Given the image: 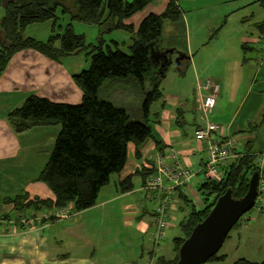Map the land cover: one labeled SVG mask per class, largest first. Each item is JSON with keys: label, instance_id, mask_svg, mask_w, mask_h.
<instances>
[{"label": "crops", "instance_id": "0c3cea01", "mask_svg": "<svg viewBox=\"0 0 264 264\" xmlns=\"http://www.w3.org/2000/svg\"><path fill=\"white\" fill-rule=\"evenodd\" d=\"M167 1L163 0L162 11ZM257 38V35L242 37L241 46L246 44L247 50H241L240 58L234 61L232 74L218 70L208 75L220 85L209 120L219 126L217 136L233 140L236 156L245 152L264 163V123L252 127L264 113V44ZM195 62L189 63L194 77L190 91H162V100L151 110L156 116L151 118V137L139 148L127 146L123 169L100 190L96 204L68 219L30 228L18 225L17 221L32 212H16L5 200L24 194L29 198H52L50 192H42L37 179L48 161L59 128H35L24 135H15L6 115L29 96L56 104L79 105L82 95L71 80L76 71L69 73L61 62L54 63L32 51L17 53L10 59L0 78V264H153L159 256H167L162 254L163 241L155 252L149 240L160 194L146 190L144 183L153 174L156 157L167 150L172 151L177 163L195 174L190 185L173 194L165 232L172 228L175 218L178 222L186 216L178 196L182 193L197 199L196 190L204 182L200 170L205 162V150L203 143L193 137V132L201 126L196 85L199 71ZM113 103L116 105L115 100ZM127 180L131 189L121 193L120 184ZM162 185L167 187L168 182L164 180ZM115 221L122 228L131 229L138 240L129 244V238L123 249L117 247L119 235L115 234L119 232L109 231ZM253 231L246 223L232 230L224 241L227 248L218 253L224 258L219 263L228 261L230 253L238 251L240 239ZM105 233H108L106 237ZM116 239L117 242L113 241ZM237 258L249 263L261 262Z\"/></svg>", "mask_w": 264, "mask_h": 264}, {"label": "trees", "instance_id": "16d2710c", "mask_svg": "<svg viewBox=\"0 0 264 264\" xmlns=\"http://www.w3.org/2000/svg\"><path fill=\"white\" fill-rule=\"evenodd\" d=\"M155 1L0 0V9L5 14L0 21L3 33L0 40V78L10 59L23 51H32L54 63H60L62 58L89 49L84 44V37L73 33L71 24L66 25L61 34H54L55 12L59 5L64 7L62 12L70 13L72 21L98 27L108 24V30L127 32L132 41L128 54L116 48H107L102 52L100 47L86 54L90 58L89 67L71 77L82 95L79 105L56 104L29 96L6 115V122L15 135H24L35 128H59L48 161L37 179L52 198H29L24 194L5 200V203L13 206L14 211L36 214L70 205L76 214L92 208L100 190L123 169L127 146L139 148L151 137V118L156 117L151 113V107L162 100L161 79L170 69V66L159 69L161 62L153 56L155 52L165 50L161 42L163 24H182L179 0H168L159 15H147L136 31L124 21ZM260 3L264 8V0H260ZM46 22H51L53 35L45 42L22 37L27 27ZM254 28L257 39L264 44V19L256 23ZM241 50L246 52V44L241 46ZM172 58H175L174 55ZM244 61L247 63L246 59ZM189 63V58L181 61L178 73L182 75ZM107 90H116L124 104L129 97L119 90L127 91L138 100V105L134 108L117 106L107 97H101L102 91ZM262 123L264 113L260 122L252 127L256 128ZM256 159L245 152L238 155L225 169L220 183L204 180L196 190L197 199L194 203L189 200V195L181 193L178 196L185 209L190 208L179 221L181 236L173 239L172 257L159 256L153 264H176L183 241L227 189L231 190L234 199H239L247 192L248 181L253 173H258L259 180L264 179V163L258 164ZM128 183L129 180L120 184L121 193L131 189ZM262 193L258 192L257 198ZM223 260L217 252L206 264ZM234 264H264V259L260 263L238 260Z\"/></svg>", "mask_w": 264, "mask_h": 264}, {"label": "rangeland", "instance_id": "374dc122", "mask_svg": "<svg viewBox=\"0 0 264 264\" xmlns=\"http://www.w3.org/2000/svg\"><path fill=\"white\" fill-rule=\"evenodd\" d=\"M126 1L130 3L129 1L132 0ZM260 4V0H179L178 7L184 24L176 25L168 22L163 24L161 33L162 48L179 49L181 53V49L186 51L188 55L185 54L189 57V62L196 61L199 71L197 81L210 80L219 85L214 78L208 75L218 70L225 72L227 75L233 73L231 66L242 54L240 49L242 37L257 35L254 26L264 19V8ZM162 5L163 0H157V2L148 5L142 11L127 19L126 23L132 25L134 31H136L147 15H159L162 12ZM63 10L64 7L59 5L55 12L54 34H61L66 25L71 24L73 33L82 35L84 44L89 46V49L82 51L77 56L61 59L62 68L69 73L76 71L75 73L77 74L89 67L90 58L86 54L93 48L100 47L102 52L107 48L110 50L116 48L124 54L129 53V47L132 43L129 33L120 30H108V24L98 27L72 21L70 13L62 12ZM4 15V11L0 9V21ZM52 35L51 22L31 25L22 33L23 38L38 42H45ZM2 36L3 33L0 29V40ZM193 80L194 77L190 65L185 67L184 73L181 75L176 71L173 64L161 79L160 89L161 92L190 91ZM119 92L123 93V95H128L127 97L129 98L126 99L125 104L116 90L102 91L101 97H107L111 102L115 100L118 106L134 108L138 105V100L134 99L132 94L122 90H119ZM155 108L156 105L151 110ZM41 186L42 192L48 194L47 188L44 185ZM262 194L260 198H257L253 210L251 209L244 214L232 229H236L239 224L246 223L248 227L254 230L253 233L248 237L245 235L244 239L246 238V240L240 239L238 251L233 250L228 257V261L223 263L212 262L210 264H233L239 259L237 257H244L247 260L252 259L256 262L264 259V192ZM189 200L192 203L195 202V198L190 195ZM189 210L190 208L186 207V214L184 215H187ZM181 216L183 217V214ZM177 220L175 218V221L172 222V228L165 232L162 243V254L167 255L166 258L168 259L172 257L173 239L181 236L178 226L179 221L176 222ZM243 220L247 222H243ZM110 227L112 229L109 228V231L114 234L116 231L119 232L115 235H119L117 247H121V249H123L129 238V244L138 240V237L132 233L131 229L122 228L119 226L118 221H115ZM107 235L108 233H105V237ZM113 241L117 242V239ZM108 243H111V240H108ZM227 246L228 243L225 242L218 253L222 252Z\"/></svg>", "mask_w": 264, "mask_h": 264}, {"label": "built area", "instance_id": "2783aa9c", "mask_svg": "<svg viewBox=\"0 0 264 264\" xmlns=\"http://www.w3.org/2000/svg\"><path fill=\"white\" fill-rule=\"evenodd\" d=\"M198 111L201 126L193 132L196 141L203 143L205 150V162L201 168L203 179L215 183H220L223 173L230 162L237 156L233 153L234 142L228 138L217 136L219 126L209 120L210 114L214 110L220 87L216 83L205 80L197 81ZM166 161H172L167 164ZM261 164L262 160L257 159ZM154 173L146 178L144 188L148 191L159 192L157 207L154 217V227L150 233V243L153 251H158L164 238V232L169 226L170 202L177 189H184L190 185L195 174L182 167L176 162L172 151L165 152L154 160ZM168 182L167 187H163V181ZM258 192H264V179L258 181ZM74 213L70 205L61 209L43 211L36 214L23 215L17 224L24 227H35L43 222L57 221L70 218Z\"/></svg>", "mask_w": 264, "mask_h": 264}, {"label": "water", "instance_id": "95a60500", "mask_svg": "<svg viewBox=\"0 0 264 264\" xmlns=\"http://www.w3.org/2000/svg\"><path fill=\"white\" fill-rule=\"evenodd\" d=\"M151 54L152 50H150V58ZM172 55L175 58L172 59ZM185 59H188L185 54L173 49L162 50L158 58L161 62L159 69L174 64L178 71L180 62ZM258 181V173H253L243 197L234 199L231 190L227 189L216 200L208 215L192 229L190 235L181 244L176 264H206L209 258L219 252L231 229L254 207L258 194Z\"/></svg>", "mask_w": 264, "mask_h": 264}, {"label": "flooded vegetation", "instance_id": "af4514ba", "mask_svg": "<svg viewBox=\"0 0 264 264\" xmlns=\"http://www.w3.org/2000/svg\"><path fill=\"white\" fill-rule=\"evenodd\" d=\"M160 55H161V52H155V54H154V56H153V58L155 59V60H158V58L160 57ZM158 61H160V60H158Z\"/></svg>", "mask_w": 264, "mask_h": 264}, {"label": "bare ground", "instance_id": "6f19581e", "mask_svg": "<svg viewBox=\"0 0 264 264\" xmlns=\"http://www.w3.org/2000/svg\"><path fill=\"white\" fill-rule=\"evenodd\" d=\"M256 161H257V159H256ZM263 164V163H262ZM195 177V176H194ZM250 179V178H249ZM209 182V181H208Z\"/></svg>", "mask_w": 264, "mask_h": 264}]
</instances>
